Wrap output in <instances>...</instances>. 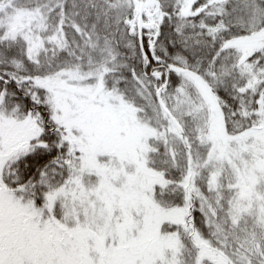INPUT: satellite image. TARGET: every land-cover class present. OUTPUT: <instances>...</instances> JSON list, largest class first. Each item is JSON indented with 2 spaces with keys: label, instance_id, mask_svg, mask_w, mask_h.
<instances>
[{
  "label": "snow or ice",
  "instance_id": "snow-or-ice-1",
  "mask_svg": "<svg viewBox=\"0 0 264 264\" xmlns=\"http://www.w3.org/2000/svg\"><path fill=\"white\" fill-rule=\"evenodd\" d=\"M0 264H264V0H0Z\"/></svg>",
  "mask_w": 264,
  "mask_h": 264
}]
</instances>
